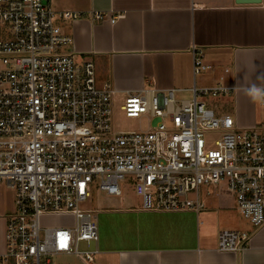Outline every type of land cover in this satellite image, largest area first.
I'll use <instances>...</instances> for the list:
<instances>
[{"label":"built area","instance_id":"1","mask_svg":"<svg viewBox=\"0 0 264 264\" xmlns=\"http://www.w3.org/2000/svg\"><path fill=\"white\" fill-rule=\"evenodd\" d=\"M82 17L56 12L51 0H0V185L15 193L0 264H95L96 213L84 205L95 190L122 198L126 182L149 212L199 211L202 189L225 186L253 232L221 231L217 249L242 253L264 226V128H241L205 101L232 97L231 70L214 87L194 81L190 99L153 87L127 93L120 110L147 129L118 131L116 91L99 87L92 61L66 50L73 39L60 24ZM212 69L193 49L194 77ZM42 216L74 224L42 228Z\"/></svg>","mask_w":264,"mask_h":264},{"label":"crops","instance_id":"2","mask_svg":"<svg viewBox=\"0 0 264 264\" xmlns=\"http://www.w3.org/2000/svg\"><path fill=\"white\" fill-rule=\"evenodd\" d=\"M51 5L56 12L83 15L60 24L73 39L66 50L95 64L99 87L111 84L116 91L115 110L127 93L147 87L188 93L197 82V49L204 63L213 67L202 81L214 87L230 69L225 77L235 89V121L241 128L258 127L257 103L264 99V2L51 0ZM96 13L107 19L92 21ZM222 189H202L199 211L149 212L143 210L141 198H108L110 206L95 211V264H264V226L242 253L218 251L219 232H253L233 197L220 199ZM190 199L196 201L197 195ZM14 201L8 207L12 213ZM7 214L0 206V254L6 252Z\"/></svg>","mask_w":264,"mask_h":264},{"label":"rangeland","instance_id":"3","mask_svg":"<svg viewBox=\"0 0 264 264\" xmlns=\"http://www.w3.org/2000/svg\"><path fill=\"white\" fill-rule=\"evenodd\" d=\"M209 72L203 73L201 75L197 76V87L198 88H204V87H210L212 83L203 82L202 78L208 75ZM191 95L188 93H184L180 95V99H190ZM264 100V99H263ZM263 100H258L257 103V117H258V127L264 128V106H262ZM206 102H208L213 107L217 104L222 106L224 109V113L230 114L231 116H234L233 114V98L232 97H225L220 100H209L205 99ZM215 108V107H214ZM114 124L116 126V129L118 131H138V130H146L147 129V122L143 119H128L125 114L120 110V107L117 106L114 114ZM123 186V193L124 196H128L131 199L137 200V195L135 193L134 185L131 182H126ZM222 195V196H221ZM194 197V194H190L189 198ZM224 197H233L235 201V197L233 194H231L228 189L223 186L222 193H220V199ZM15 198V193L8 189L5 185H0V206L5 208L7 211V215L9 216L12 214V210L9 211V206L12 205ZM139 198V197H138ZM108 197H106L104 194L100 193V191L95 190L93 192L92 198L88 203L84 205V209L91 210V211H97L103 208H108ZM217 205V203H215ZM247 224L246 220L243 219ZM74 224L73 218L70 216H42L40 218V225L42 228H55V227H65L69 228L72 227ZM62 264H82L75 258H69L68 260H63Z\"/></svg>","mask_w":264,"mask_h":264},{"label":"water","instance_id":"4","mask_svg":"<svg viewBox=\"0 0 264 264\" xmlns=\"http://www.w3.org/2000/svg\"><path fill=\"white\" fill-rule=\"evenodd\" d=\"M264 0H236L239 5H261Z\"/></svg>","mask_w":264,"mask_h":264}]
</instances>
